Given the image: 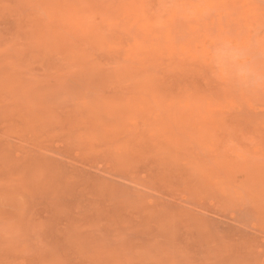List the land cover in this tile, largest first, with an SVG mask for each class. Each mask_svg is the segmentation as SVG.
<instances>
[{
	"label": "rangeland",
	"instance_id": "1",
	"mask_svg": "<svg viewBox=\"0 0 264 264\" xmlns=\"http://www.w3.org/2000/svg\"><path fill=\"white\" fill-rule=\"evenodd\" d=\"M0 264H264V0H0Z\"/></svg>",
	"mask_w": 264,
	"mask_h": 264
}]
</instances>
